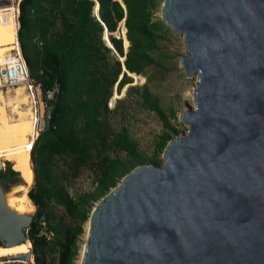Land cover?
I'll return each instance as SVG.
<instances>
[{
    "label": "water",
    "instance_id": "water-1",
    "mask_svg": "<svg viewBox=\"0 0 264 264\" xmlns=\"http://www.w3.org/2000/svg\"><path fill=\"white\" fill-rule=\"evenodd\" d=\"M161 12L183 36L180 71L196 75L178 115L184 131L163 146L161 165L134 167L96 202L79 264H264V0H163ZM110 44L130 76L129 42L123 56ZM32 217L0 186V246L30 241Z\"/></svg>",
    "mask_w": 264,
    "mask_h": 264
},
{
    "label": "trees",
    "instance_id": "trees-1",
    "mask_svg": "<svg viewBox=\"0 0 264 264\" xmlns=\"http://www.w3.org/2000/svg\"><path fill=\"white\" fill-rule=\"evenodd\" d=\"M96 1L109 33L121 22L123 39L110 35L104 42V26L92 15L94 0H21L19 5L17 37L30 77L39 84L45 102L49 101L48 91L57 96L50 124L39 131L30 152L34 184L27 194L36 210L27 235L33 264H47L45 232L53 234L57 264H73L83 225L96 202L134 167L161 165L163 146L178 134L170 122L174 112L167 113L146 84L128 89L138 94L143 108L155 112L163 122L164 131L155 141L151 157L138 149L127 128L114 129L108 116L114 111L108 107L114 84L118 81L119 92L132 78L124 72L118 80L122 64L107 45L111 42L123 56V44L127 47L129 42L123 64L136 80L146 76V68L156 64L158 41L166 32L163 21L153 19L158 0ZM153 78L146 76L147 81ZM55 157L63 158L71 176L85 167L94 171V188L71 196L54 166ZM6 164L0 179L22 175L21 167L13 165V170L9 161ZM55 206L63 208L67 223L56 215Z\"/></svg>",
    "mask_w": 264,
    "mask_h": 264
},
{
    "label": "rangeland",
    "instance_id": "rangeland-1",
    "mask_svg": "<svg viewBox=\"0 0 264 264\" xmlns=\"http://www.w3.org/2000/svg\"><path fill=\"white\" fill-rule=\"evenodd\" d=\"M162 1L163 0H158L157 6L153 12V19L163 21L164 29L166 30V32L164 36L158 41V49L154 54L156 64L154 63L150 65L145 70L146 76L151 75L154 78L151 81H147L146 76H143L141 74L142 77L135 81V79L131 77V83L125 84L119 92L117 90V92H115L114 88L116 86V83L118 82L117 81L112 88L111 97L113 96L114 99L113 101H111V99H109L108 101V107L114 110L113 112L108 113L109 120L113 128H127L130 137L137 143L138 149L148 157H151L153 155L155 151V141L157 140L158 136L164 131L163 122L159 119L155 112L143 108L138 94L135 91H130L128 87L143 86L146 84L152 94L158 98L159 103L166 110V112L169 113L170 110L174 112L175 117H170V122L178 130V134L173 136L177 137L184 131V124L178 119V115L185 110L190 109V86L196 79V75L187 77L184 76L180 71L178 58L184 46L183 36L176 30L172 29L170 25H168L164 21L161 12ZM8 17L9 15H7L5 18L7 19ZM6 25L7 28H9V25ZM10 25L11 28L8 30L12 35L13 42L15 39V35L13 34L14 26L12 20ZM118 26H120V23L118 24ZM110 35L114 36L115 38L121 37L120 34L117 33V29L116 31L112 32V34H108V37ZM103 40L106 43L104 37ZM124 46L125 45H123V49ZM112 63L113 61L111 60V64ZM120 78L121 74L118 76V80ZM18 87H21L20 90H18L21 92V96L26 97V102L19 104V110H32L34 107L31 104L28 92L24 89L23 86L2 87L0 88V90L4 92L5 96H7L6 99L10 100L17 93L16 89ZM38 96L39 101L37 100V115H39L41 118H44L45 107L53 99V95L52 97H48L49 101L45 102L42 97L41 90L39 89ZM4 106L8 116L11 119H16L17 113L16 109L12 106V102L9 103V101H7L4 103ZM36 120L37 117L35 114L34 136L29 143L30 152L33 143L39 133ZM42 128L43 126L41 125L40 130ZM159 157L162 159V151L160 152ZM7 161L8 160L0 158V162L3 163V166ZM10 164L12 169L15 170L13 168L14 164H12L11 162ZM54 166L64 180L67 191L71 196H77L80 193L92 190L94 188V171H92L90 168H82L76 176H71L70 169L61 157H55ZM23 176L24 172L22 173V175L19 173L17 178L19 179ZM16 183H18L17 179H15L14 184L12 183L5 186V196L8 198L11 205L15 209H17L18 206L21 207L20 209H17L18 211L29 213V211L33 210L30 214L33 216L35 214L36 207L28 197L27 193L34 184V169L33 175L28 179L27 182L23 180L21 184ZM54 210L56 215L61 218L64 223H67L69 221V218L65 215L62 207L55 206ZM86 225L87 221L83 225V233L78 240L79 253L77 259H75L73 264H79L86 238ZM45 235L47 236V247H45L44 245L43 249L45 250L47 264H57L58 252L53 246V234L45 232ZM29 243V247L32 248L31 242ZM25 254H30V250ZM33 263L34 254L32 249V254L30 256V261L28 264ZM0 264L8 263L1 262L0 260Z\"/></svg>",
    "mask_w": 264,
    "mask_h": 264
},
{
    "label": "bare ground",
    "instance_id": "bare-ground-1",
    "mask_svg": "<svg viewBox=\"0 0 264 264\" xmlns=\"http://www.w3.org/2000/svg\"><path fill=\"white\" fill-rule=\"evenodd\" d=\"M96 5V4H95ZM7 14L0 15V55L4 51L5 45L12 43V35L8 29L11 28V18H5ZM7 20V21H6ZM9 28H7V25ZM120 33V32H119ZM15 35V33L13 32ZM122 38V37H121ZM123 39V38H122ZM131 76V72H128ZM138 75V74H137ZM134 77V76H132ZM135 79V78H134ZM136 80V79H135ZM18 87L17 93L12 99H6L4 92L0 90V158L10 161L12 164L17 165L23 169L24 176L21 177L25 182L33 175V165L30 157V146L29 143L34 136V110H19V104L26 102V97L21 96ZM8 92V91H7ZM8 95V94H7ZM24 95V93H23ZM9 101L12 102L13 108L16 109L17 118L11 119L5 109L4 103ZM25 106V105H24ZM7 108V107H6ZM11 114V113H10ZM32 144V143H31ZM2 163V162H0ZM7 205L20 214H31L20 212L15 209L8 198L5 196ZM87 229V225H86ZM30 241H26L14 246H0V260L5 263L23 262L24 259L17 258L19 254H25L30 250L28 244Z\"/></svg>",
    "mask_w": 264,
    "mask_h": 264
},
{
    "label": "built area",
    "instance_id": "built-area-1",
    "mask_svg": "<svg viewBox=\"0 0 264 264\" xmlns=\"http://www.w3.org/2000/svg\"><path fill=\"white\" fill-rule=\"evenodd\" d=\"M20 1L21 0H0V15H9L13 22L15 33L14 41L5 45V47H3L5 50L0 55V88L15 86L24 87V89L28 92L31 104L34 107L33 110L37 117V129L40 131L41 125L44 126V118L37 115V100L39 101L38 92L40 87L39 84L35 83L30 77L17 37L19 28ZM52 95V91L47 92V98L52 97Z\"/></svg>",
    "mask_w": 264,
    "mask_h": 264
},
{
    "label": "flooded vegetation",
    "instance_id": "flooded-vegetation-1",
    "mask_svg": "<svg viewBox=\"0 0 264 264\" xmlns=\"http://www.w3.org/2000/svg\"><path fill=\"white\" fill-rule=\"evenodd\" d=\"M6 169H7V164H4V166L2 167L1 170L6 171ZM15 179H17L19 181V179L17 177L16 178L14 177V178L9 179V180L0 179V186L2 187L3 191H5V186H7L8 184H12V183L14 184Z\"/></svg>",
    "mask_w": 264,
    "mask_h": 264
},
{
    "label": "crops",
    "instance_id": "crops-1",
    "mask_svg": "<svg viewBox=\"0 0 264 264\" xmlns=\"http://www.w3.org/2000/svg\"><path fill=\"white\" fill-rule=\"evenodd\" d=\"M118 1V0H117Z\"/></svg>",
    "mask_w": 264,
    "mask_h": 264
}]
</instances>
